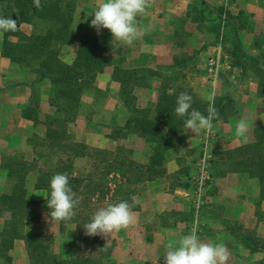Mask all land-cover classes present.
<instances>
[{"label":"crops","instance_id":"crops-1","mask_svg":"<svg viewBox=\"0 0 264 264\" xmlns=\"http://www.w3.org/2000/svg\"><path fill=\"white\" fill-rule=\"evenodd\" d=\"M101 2L93 0L81 6L79 14L86 21L85 31L94 29L90 27L92 14ZM149 4L146 13L137 17L144 35L131 47L113 42L112 36L99 42L110 48L113 61L81 93L77 119L72 120L65 114L57 117L60 112L51 105L53 86L49 80L39 79L31 69L2 55L0 33V196H9L15 189L16 181L9 175L20 164L34 169L23 186L35 218L24 222L8 254H25V239L29 236L49 241L61 235L63 242L50 245V253L63 259L72 253L81 237L77 224L53 221L48 211L32 204L46 201L42 196L48 190L37 187L40 170L52 176L73 172L71 153L57 145L74 144L115 158L123 157L121 147L127 140L129 162L122 169L124 176L120 171L113 173L110 201L95 207L100 209L122 200L133 204L134 224L119 232L98 235L112 246L114 264H164V255L194 229L204 242L226 245V264H255L263 258L261 253L251 251L258 239L264 240L263 187L257 168L251 165V155L245 152L249 148L255 151V144L264 141V0H149ZM99 32L110 34L106 29ZM182 48L195 50V75L188 69L182 71L185 78H195V86L188 91L195 95L193 107L207 115V96L214 91L218 117L210 132L196 134L187 130L180 118L176 125L182 127L184 138L164 152L162 166L151 175L147 167L152 148L132 132L130 120L135 109L124 103L116 71L155 72L162 63L183 54L178 51ZM212 59L220 63L218 71L229 83L215 88L207 80L206 70ZM236 60L249 67L246 73L232 66ZM256 66L259 69L255 71ZM254 74L258 79L255 84L248 82ZM153 77L160 81L159 75ZM158 81L134 87L133 94L141 92L151 98L149 104H141L142 109L159 104L154 101L161 94ZM166 92L179 93L178 89ZM240 119L249 124L246 139L235 133ZM207 137L213 182L204 207L196 211L190 199L188 176L193 173L192 162L196 164ZM254 151L252 158L256 159ZM84 158L88 156L73 160ZM66 160H70L67 166ZM77 180L80 186L82 181ZM5 220L0 218L2 224Z\"/></svg>","mask_w":264,"mask_h":264},{"label":"trees","instance_id":"trees-1","mask_svg":"<svg viewBox=\"0 0 264 264\" xmlns=\"http://www.w3.org/2000/svg\"><path fill=\"white\" fill-rule=\"evenodd\" d=\"M75 10V4L71 0H0V16L11 17L17 21L18 26L14 32L2 33V55L14 63L30 66L39 79L49 80L53 86L51 105L57 107L59 112L65 114L69 120H72L76 115L75 112L79 107L81 93L91 87L96 76L105 70L110 61L104 54V45H101L95 38L86 39L70 33L69 30L74 20ZM39 22L46 24L44 35H27L22 31V26L36 28ZM51 44H54V47H58V49L52 50L50 48ZM61 46H75L74 59L71 64H64L58 60ZM116 72L115 79L121 82L123 101L129 107V95L132 94V88L137 85L140 87L146 86L143 84L144 81L138 77L139 75L142 76L143 73L118 70ZM125 77H135L138 81L136 82L135 79L134 85L128 90L129 85H127ZM140 82L143 85H140ZM165 92L161 90L160 100L168 94ZM177 95L178 93L169 98H175ZM158 103L156 110L160 115L157 123L138 121L142 127V132L138 133L139 137L152 148L150 164L147 167V171L151 175H154L155 168L162 166L164 152L173 146L171 139H168V137H173L177 142L180 138H184L181 135L182 128L176 125V122L180 119L174 111L176 104H173V102L169 104L162 103V101ZM162 126L165 128V134L158 135ZM176 127H180L178 132ZM174 129H176V133ZM57 146L63 152L71 153L73 159L84 156V149L74 144L61 143ZM251 165L257 168V175L264 194V155L258 156L257 161L251 160ZM33 170L27 165L20 164L9 175L16 181L15 189L12 190L9 196H0V218H6L0 231V257H4L5 252L13 247L14 240L19 237L24 222L35 218V214L30 210L31 205L25 198L26 189L23 186L26 176ZM119 171L124 176L125 171H122V169H119ZM52 177L50 174L39 175L37 187L49 190ZM69 180V183H72V190H77L76 186L79 181L77 179ZM82 189L84 192L82 197L91 193V185H85ZM32 204L49 212L46 201ZM80 208L79 203L75 212L77 213ZM97 210L94 209L93 212ZM91 217L79 220V215H77L75 220L61 222L75 223L79 228H83V225L89 222ZM80 234L81 237L72 253L63 259L50 253V245L47 240L41 239L38 235L27 237L25 248L29 264H114L110 258L112 246L107 247L108 245L98 235L86 236L84 228L80 230ZM261 242L259 245L256 242L251 247L252 252L257 251L263 255V258L255 264H264V240ZM84 249H86L85 253H83Z\"/></svg>","mask_w":264,"mask_h":264},{"label":"clouds","instance_id":"clouds-1","mask_svg":"<svg viewBox=\"0 0 264 264\" xmlns=\"http://www.w3.org/2000/svg\"><path fill=\"white\" fill-rule=\"evenodd\" d=\"M150 7L149 0H102L92 14L90 27L99 32L106 29L113 42L131 47L144 35L138 27L137 17L146 13ZM17 21L11 17L0 16V33L14 32ZM215 92L207 96V115L193 107V96L182 92L176 99L175 114L184 120V126L193 133L210 132L213 121L218 117L215 108ZM249 124L240 119L236 123L235 133L238 138L246 139ZM49 217L53 221H70L76 215L75 209L80 201L75 197L67 174H55L45 196ZM135 201V197L132 198ZM133 204L127 200L109 204L98 209L83 225L85 235L92 237L119 232L135 223ZM228 249L223 243L204 242L195 229L183 236L177 245L164 255V264H226Z\"/></svg>","mask_w":264,"mask_h":264},{"label":"rangeland","instance_id":"rangeland-1","mask_svg":"<svg viewBox=\"0 0 264 264\" xmlns=\"http://www.w3.org/2000/svg\"><path fill=\"white\" fill-rule=\"evenodd\" d=\"M71 1L74 2L76 10L74 13L73 23L70 26V30H69L70 33L72 35L85 37L86 39L93 37L98 42H101V40H104V41L110 40L111 35L108 33H104V35H103L101 32H97L94 29H88L87 31H85L83 29L84 25L86 24L85 23L86 21H85V19H83L84 17L80 16L79 11H80L81 6L83 4H89L93 0H71ZM237 21L240 22L239 18H237ZM45 26H46V24L39 22L37 24L36 28H33L32 26L31 27L30 26H24L22 28V31L27 35L36 34V35L42 36L46 33ZM24 44H26V42H24ZM50 48L52 50L58 49V47H54V44H51ZM60 49H61L60 50L61 53H60L58 60L64 64H71L72 60L74 59L75 46H61ZM182 50H183V48L181 50H178V51H181V53L184 52L183 54L177 55V58H175L171 62L167 61L164 64L162 63V66L159 67L157 71L150 72L148 74L143 73L142 76L139 75L138 77L144 81L143 84L147 85L148 81H150V82L153 80L158 81V79H154L153 75H159L160 81H158V82L161 83L160 89L163 92H165L168 89V91H171V93H174L178 89V91H179L178 95L182 92H187L188 94H190L188 91L189 90L191 91L192 90L191 87L195 86V78H194V76L192 78L191 77L185 78V75L182 73V71H185L186 69H188V70H190V71H188V73L192 72V74L195 75V50H192V49H189L187 51H182ZM237 50H238V52H240L239 48ZM104 54L110 59L108 65H111V63L113 61V53L111 52L110 48H107L106 44L104 45ZM232 66L236 69L241 70V71L244 70V73H246L245 72L246 68H249L248 66H245L244 62L242 63L238 60H236L235 62L233 61ZM219 67H220V63H219ZM25 69L30 70L32 68L30 66H25ZM207 69H208V66H207ZM258 69H259V66L258 67L256 66V68L254 70L256 71ZM218 70H221V69L218 68ZM206 77H207V80L211 83V85H213V87H215V88L218 87L219 85H221L223 82H224V85L226 82L229 83V80L226 79V76L224 74L221 75L219 71H218L216 79L214 81L208 77L207 70H206ZM252 78L253 79H250V77H249L248 82L251 81L255 84L256 81L258 80L257 75L254 74V76ZM135 79L137 82L138 79L135 77H129V78L125 77V81L127 82V85H129L128 90L131 89L132 85H134ZM141 84H142V82H140V85ZM136 85H137V83H136ZM133 90H134V88H132V91ZM168 94L165 96L163 95L164 97H162L161 100L159 97H157V99H154V101H156V102L162 101V103L164 102L167 104L173 102V104H176V99H177L178 95L175 98L170 99L169 97H171L174 94H172V95L171 94L168 95ZM190 95H192V94H190ZM100 96L102 97V95H100ZM192 96H193V103H195V95H192ZM129 98H130V108L135 109V112L131 116V120H130L133 122L131 124V126H133L132 127L133 133L134 132L135 133H141L142 132L141 123H138V121H141V122L142 121H147V122L149 121L150 123H157V121L159 120V115H160L159 112L156 110L157 106L156 107L153 106L151 109H147V108L142 109V107H141V104L143 102H146L149 104L151 102V98L146 96V94H141V92H135V94L132 93L129 95ZM61 116H62L61 113L59 115H57L58 118H60ZM75 117H74V119H77L76 115H75ZM163 118H165V117H163ZM74 121H76V120H74ZM80 122H78V124ZM180 127H176L177 130L174 129V131L176 130L178 132ZM161 128L160 129L163 133L160 131L158 133V135H160V134L164 135V133H165V130H164L165 128L163 126ZM60 130H62V128H60ZM176 131H175V133H176ZM61 136L62 135H60V137ZM261 136L264 137V131H263V134H261ZM168 139H171V143L173 145L179 144L176 140H174L173 137L170 138V136H169ZM128 144H129V142H127V140L123 141V145L121 147V152H120V155H122L123 157L117 156V157L113 158L110 155H108L107 153H101V152H97V151H94V150L89 149V148H83L84 154L87 155L88 158H84L82 160H73V159L71 160L70 165L72 166L71 170H73V172L63 173V174H67L69 179L70 178H75V179L79 178L82 181L80 183V186L79 185L76 186L77 190H75V191L72 190L75 193V197L79 199L80 206H81L80 210L73 217V220H75L77 215H79V220H82V219H85L89 216H92L95 213V212H93L95 207L103 206L104 203H108L110 201V197H111L110 186L111 185L113 186V181H115V176H113V173H115V171L119 172V169H123V168L128 166L127 162H129V161H127L128 159L126 157L128 155V151L130 149ZM255 146H256L255 151L253 150V148H249V150L245 152L246 154L251 155V157H249V158H251V160H253V161H257L258 156H260L262 154L264 155V141L257 142L255 144ZM253 151L258 154L256 159L252 158V157H254ZM69 163H70V160H66L64 162L65 166H67ZM134 164H135V162H134ZM192 164L195 165V162L194 163L192 162ZM35 171L37 172L38 170H35ZM40 172H41V170H40ZM40 172L37 174L38 176L41 175ZM188 181H189V178H188ZM89 184L91 185V193L86 195L85 197H82L83 196L82 194L84 193L82 191L83 190L82 188L85 185H89ZM71 186L72 185H70V187ZM106 197H109L108 200ZM1 225L3 226V224L0 222V231L2 229ZM81 229H83V228L81 227ZM63 239L64 238L61 235H59V236L55 237L54 239L50 238V240L48 241L49 242L48 244L51 246L60 245L63 242ZM101 240H103L105 242V244L108 245L107 247H110L108 244L109 242L105 241V239H101ZM261 241H262L261 239H258L256 242H258V245H259L262 243ZM81 245H84V244H81ZM19 251H21V250H19ZM85 252H86V249L83 250V253H85ZM8 253L9 252H5V256L0 257V264H29V262H27L26 252H25V254H23V253L8 254ZM110 258H111V255H110Z\"/></svg>","mask_w":264,"mask_h":264},{"label":"built area","instance_id":"built-area-1","mask_svg":"<svg viewBox=\"0 0 264 264\" xmlns=\"http://www.w3.org/2000/svg\"><path fill=\"white\" fill-rule=\"evenodd\" d=\"M219 63L217 60H210L207 73L211 80L217 76ZM210 138H206L201 146L199 157L194 165L193 173L189 176L190 199L196 211L201 210L205 205L206 193L213 182V176L210 168Z\"/></svg>","mask_w":264,"mask_h":264}]
</instances>
